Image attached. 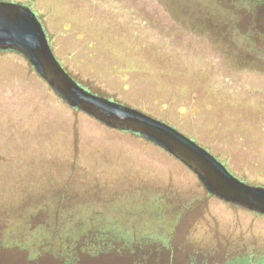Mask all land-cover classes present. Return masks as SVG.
Masks as SVG:
<instances>
[{"label":"rangeland","instance_id":"rangeland-1","mask_svg":"<svg viewBox=\"0 0 264 264\" xmlns=\"http://www.w3.org/2000/svg\"><path fill=\"white\" fill-rule=\"evenodd\" d=\"M11 1L35 11L55 56L82 86L167 122L208 148L237 176L264 183V89L254 88L264 86L260 62H247L240 56L229 67V76L220 75L215 56L200 57L189 47H173L167 39H157L154 26L144 25L141 14L151 13V21L166 29L174 20L159 15L154 0L151 6L129 0L130 10L136 12L134 21L127 17L129 10L123 11L124 0ZM189 16L188 26L197 30L199 24ZM110 31L123 34L124 39L109 37ZM155 45L165 56L155 52ZM9 59H0V75L7 77L0 78V116L12 113L15 127L11 130L19 146L15 156L26 158L27 153L41 149L48 159L62 161L64 156L63 163H67L75 158L89 170L91 162L78 158L82 142L86 149L98 145L121 151L167 182L187 186L195 181L162 150L150 148L131 134L108 129L64 103L59 105L49 87H33V74ZM174 62L184 68L176 66V70ZM44 168L50 170L47 162Z\"/></svg>","mask_w":264,"mask_h":264},{"label":"flooded vegetation","instance_id":"flooded-vegetation-1","mask_svg":"<svg viewBox=\"0 0 264 264\" xmlns=\"http://www.w3.org/2000/svg\"><path fill=\"white\" fill-rule=\"evenodd\" d=\"M25 61L29 70L25 69L30 72L33 68ZM34 74L33 87L47 89L49 86L46 82L36 72ZM0 78L7 77L0 75ZM48 91L56 97L59 105L64 103L50 87ZM96 121L108 129L131 134L152 149L162 150L187 169L195 181L187 186L167 182L150 168L133 163L121 151L115 152L111 147L98 145L86 149L85 146L81 147L82 142H79L78 152L81 155L78 158L91 162L89 170L75 158L67 163H63L64 156L62 161L48 159L41 149L33 154L27 153L26 158L17 157L14 150L19 146L11 130L15 125L12 113L7 112L0 116V166L5 165L6 168L4 171L0 167V172L3 170L11 179L12 175H24L27 182L31 177H38L33 186L42 194L18 218H11L7 210L3 219L7 225L2 233L5 242H21L22 246H26L23 249L26 258L33 252L27 250L30 247H37V255H63V247L80 242L84 229L96 224L107 229L108 233L115 230L113 237L120 240L123 249L94 256L99 249L87 248L83 253L79 249L73 252L71 248L67 254L70 257L67 264L81 261L71 257H87L97 264H264V214L210 193L180 160L139 134ZM53 126L57 127V124ZM3 137L6 138L4 142L1 141ZM85 151L88 153L83 154ZM212 154L223 163L217 155ZM15 159L24 161L17 170L13 165ZM45 162L50 168L48 171L44 168ZM42 163L44 166H41ZM232 174L248 184L264 186V183L246 181L234 172ZM44 176L49 177L45 179ZM39 209L47 210V215H50V210H58L61 221L39 222L29 226L34 211ZM56 222L62 223L65 230L73 233L71 240L62 233L60 237L50 234V228ZM67 241L69 245L64 244ZM90 242H94L92 247H102L99 240ZM106 242L104 246L109 247V240L106 239Z\"/></svg>","mask_w":264,"mask_h":264},{"label":"water","instance_id":"water-1","mask_svg":"<svg viewBox=\"0 0 264 264\" xmlns=\"http://www.w3.org/2000/svg\"><path fill=\"white\" fill-rule=\"evenodd\" d=\"M0 50L21 54L67 106L109 127L139 134L180 160L210 193L264 214V186L240 180L206 148L167 122L93 93L70 76L52 51L44 26L29 5L0 0ZM22 160L15 159L14 170L24 164ZM4 171L0 172V214L8 209L11 218H18L42 194L33 186L39 178L31 177L27 182V177L15 173L11 179Z\"/></svg>","mask_w":264,"mask_h":264},{"label":"trees","instance_id":"trees-1","mask_svg":"<svg viewBox=\"0 0 264 264\" xmlns=\"http://www.w3.org/2000/svg\"><path fill=\"white\" fill-rule=\"evenodd\" d=\"M141 1H146V5L151 6L152 4V0H139L138 2L141 3ZM128 2L129 0H124L122 8L123 11L126 12L129 10V15L127 17L134 21L133 17H136V12L133 11V9L130 10ZM130 2L133 4L132 0ZM154 3L157 6L156 10L160 13L159 15H168V17L174 20V22L171 21L172 23L168 24L167 28L169 29H166L161 23L156 24L151 21V13H149V16L141 14L143 15L142 18L138 16L142 19L141 22L144 25L148 26L152 24L154 26L153 31L156 33L157 39L162 40L161 38L163 37L167 39L166 41L169 45H173V47L176 46L182 49L189 47L194 50L192 51L193 53L201 55L200 57L215 56L218 62L217 73L220 75L229 76V67L232 68L231 64L240 56L243 57V59H248L247 62H260L263 66L262 71L264 73V0H154ZM143 11L145 13V9ZM173 12H176L175 14H178V17H174L175 14ZM171 13H173L174 16ZM137 14H140V10ZM189 14L192 19H194L195 23L197 22L199 24V28L197 26L195 27L197 30L192 28L194 26H188L190 25L187 22ZM206 27L208 29H206ZM167 30H170V38L166 35ZM110 32L111 34L109 37L119 40L124 39L123 34ZM139 48L140 46L136 47V49ZM164 50L166 51V49ZM155 52L165 56L160 47H156ZM166 52L168 53V51ZM2 58L3 60L10 58L9 60H13L17 62V64H22L29 70L24 57L17 52L0 50V59ZM229 60L230 63L228 62ZM172 64L176 70H178L176 66H182L178 64V62ZM182 68H184V66H182ZM29 73L34 74L35 71L31 70ZM254 88L258 91L264 89V86L260 87L256 85ZM7 210L8 209L2 210L0 214V264H39V262L44 259H49L53 261L54 264H67L66 261L70 260L67 254L70 253L71 248L73 252H77L78 249L82 252L87 248L99 249V252L93 254L94 256H100L108 251L110 253L119 252L123 249L120 240L113 237L115 230L108 233L107 229L94 224V226L84 229L80 236V238L82 237L80 242L71 243V247H63L65 252L62 253L63 255L57 253L37 255V247L33 249L30 247L27 248V250H32L33 252L29 258H26L23 256V249L26 248V246H22L19 241L10 243L5 242V239H3L2 233L7 225V222L3 221V219L7 214ZM38 214L41 218V223L61 221L58 210H50V215H47V210L44 211L39 209L38 211H34L30 218L31 222L29 226L34 223L32 218ZM50 229V234L56 237H60L62 233L65 237L68 236L67 238L70 240L73 238V233H71L70 230H65L62 223L56 222ZM106 239L109 240V247L104 246V244L107 243ZM90 240H99L102 247H92L94 246V242H90ZM64 244L69 245V242H64ZM81 244H83V246H81ZM84 244H86V247ZM71 258L80 259L82 261L85 257ZM116 259L120 260L119 258ZM81 261H74L72 264H81Z\"/></svg>","mask_w":264,"mask_h":264},{"label":"snow or ice","instance_id":"snow-or-ice-1","mask_svg":"<svg viewBox=\"0 0 264 264\" xmlns=\"http://www.w3.org/2000/svg\"><path fill=\"white\" fill-rule=\"evenodd\" d=\"M32 219H33L34 223H39L41 218H40V216L38 214V215L34 216ZM76 227L78 228L79 225L77 224ZM39 264H54V262L49 260V259H44V260H41L39 262ZM81 264H97V262L95 260H91V259H88V258H83L82 261H81Z\"/></svg>","mask_w":264,"mask_h":264}]
</instances>
